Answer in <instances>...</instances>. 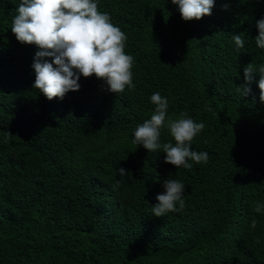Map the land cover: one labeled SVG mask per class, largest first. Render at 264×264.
Wrapping results in <instances>:
<instances>
[{"label": "trees", "instance_id": "obj_1", "mask_svg": "<svg viewBox=\"0 0 264 264\" xmlns=\"http://www.w3.org/2000/svg\"><path fill=\"white\" fill-rule=\"evenodd\" d=\"M19 3L0 0V264H264L259 72L249 95L236 90L247 64L264 65L254 41L264 0H215L211 15L190 21L171 0H98L128 36L135 89L107 92L93 74L51 100L33 88L39 49L11 31ZM154 92L169 115L205 124L191 146L206 164L175 168L132 144ZM165 179L183 182L186 206L156 217Z\"/></svg>", "mask_w": 264, "mask_h": 264}, {"label": "clouds", "instance_id": "obj_2", "mask_svg": "<svg viewBox=\"0 0 264 264\" xmlns=\"http://www.w3.org/2000/svg\"><path fill=\"white\" fill-rule=\"evenodd\" d=\"M171 3L178 7L185 21L211 15L215 7V0H171ZM223 7L227 9L228 5ZM256 27L255 45L264 50V18L256 21ZM11 31L18 42L34 44L39 49L32 63L35 73L33 88L40 90L49 100L63 99L69 91H78L80 77L89 78L93 74L103 81L107 92L119 94L126 89H135L132 71L135 59L125 51L128 36L112 22L109 13L99 10L98 0H20ZM231 39L237 49L245 47V39L240 34H232ZM255 72L260 74L257 86L259 99L264 102V65L247 64L243 70L245 83L236 90L240 96L249 95ZM149 99L154 110L150 118L133 130L132 144L143 146L149 153L163 152L164 162L175 168L190 170L193 164H206L208 153L193 150L191 146L205 124L196 122L186 111L178 116L169 115L168 98L159 92H154ZM205 111L212 109L206 107ZM165 129L172 141L162 142ZM116 172L120 177H127L130 173L122 167ZM119 184L117 180L112 186L114 191ZM163 189L155 197L157 203L152 205V215L163 217L182 211L186 206L183 182L165 179ZM254 211L264 213V203L257 201ZM256 224V219H252L251 227L255 228Z\"/></svg>", "mask_w": 264, "mask_h": 264}]
</instances>
